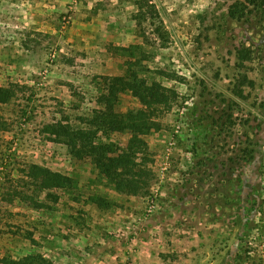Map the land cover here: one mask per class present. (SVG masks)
Segmentation results:
<instances>
[{"label": "rangeland", "instance_id": "rangeland-1", "mask_svg": "<svg viewBox=\"0 0 264 264\" xmlns=\"http://www.w3.org/2000/svg\"><path fill=\"white\" fill-rule=\"evenodd\" d=\"M134 2L0 0V87L15 92L0 103V264H264V32L247 45L256 89L240 101L231 90L241 35L228 29L226 0H152L157 7L146 19ZM134 45L148 54L147 75L179 94L160 111L162 129L145 137L156 174L148 197L111 189L86 144L54 141L52 127L65 122L108 144L107 126L93 120L109 113V77L124 76L133 58L120 48ZM224 98L251 119L255 159L230 184L220 183L221 165L195 181L189 170L199 129L190 107ZM133 107L137 99L124 94L115 109ZM30 164L72 183L30 205ZM223 194L241 200L238 211L225 207ZM243 212L255 225L244 235L236 226Z\"/></svg>", "mask_w": 264, "mask_h": 264}, {"label": "trees", "instance_id": "trees-1", "mask_svg": "<svg viewBox=\"0 0 264 264\" xmlns=\"http://www.w3.org/2000/svg\"><path fill=\"white\" fill-rule=\"evenodd\" d=\"M135 1L139 8V14L136 15L139 19H146L147 13L156 10L157 6L152 0ZM226 3L225 17L228 29L236 36L241 35L240 44H234V52L232 50L236 57L238 74L231 93L236 99L246 101L250 97L246 89H256V81L250 78L247 66V63L253 60L254 52L251 46L247 45L256 46L254 37L264 32V0H226ZM120 49L123 53L132 52L133 58L127 62L124 76L109 77V113H100L93 120L97 126L102 122L107 126L109 143H96L99 137L95 133L90 130H75L65 122L52 126L56 129L54 141L64 143L69 148L76 146L78 142L85 143L87 153L93 157L97 169L107 179L111 189L132 197H148L156 174L152 169L150 148L145 137L162 129L158 120L160 111L171 107L179 98V94L147 75L148 54L142 46L134 45ZM156 73L162 77L167 75L162 70ZM124 94H131L137 99L139 107L129 108L125 112L116 111L117 102ZM14 97V90L0 87V103H8ZM221 101L225 104L219 105L214 99L195 102L190 107L195 117L194 125L199 129L189 170L195 181L203 182L202 176L208 174L209 177V171L221 165L223 175L220 183L230 184L235 173L241 172L255 159L258 143L250 136L251 119L238 114L225 98ZM113 135L126 136L127 139L115 141L112 140ZM25 173L36 187V198L32 197L33 203L30 202V205L35 207L44 205L40 202V195L45 194L46 199H52L55 191L66 189L72 183L70 177L37 164H30ZM236 181L241 184L242 180L238 176ZM18 195L20 196L19 193ZM223 195L225 207L237 209L238 206V211L241 200L236 201L232 197L234 203H230L231 197ZM94 201L96 204H106L101 197L94 198ZM249 213L243 212L238 216L240 223L236 226L240 227L243 235L248 233V230L255 229V225L251 226V222L247 220ZM40 260L43 264H50L44 258ZM4 261L7 262L8 259Z\"/></svg>", "mask_w": 264, "mask_h": 264}]
</instances>
